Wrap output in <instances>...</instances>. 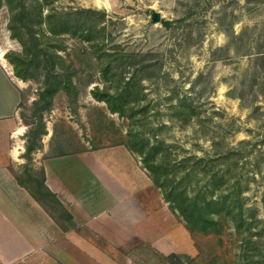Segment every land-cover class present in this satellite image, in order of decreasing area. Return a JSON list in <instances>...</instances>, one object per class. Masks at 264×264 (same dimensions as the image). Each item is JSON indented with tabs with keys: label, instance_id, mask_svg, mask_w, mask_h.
Returning <instances> with one entry per match:
<instances>
[{
	"label": "rangeland",
	"instance_id": "374dc122",
	"mask_svg": "<svg viewBox=\"0 0 264 264\" xmlns=\"http://www.w3.org/2000/svg\"><path fill=\"white\" fill-rule=\"evenodd\" d=\"M25 1L30 8L40 5L44 17L52 10L68 12L79 8L106 15L99 24L105 31L98 47L91 48L71 36L61 39L66 50L61 55L77 71V96L59 93L52 110L44 115L47 134L42 139L47 140L49 133L52 136L46 153L42 148L34 153L33 173L41 177L39 162L46 156L78 155L114 147L129 149V120L111 114L107 105L91 94L96 86L109 85L100 74L101 65L108 61L106 55L114 50L126 52L131 55L132 65L146 67L141 73L146 77L141 106L148 109L147 120L145 126L137 124L136 129H144L150 143H162L169 169L175 171V184L180 183L190 197L205 186L199 159L205 160L203 166L208 164L218 170L220 155L232 149L241 151L237 163L229 162V177L232 181L240 177L242 181L246 219L260 221H253L244 235L251 234L257 242L253 246L256 253H264V0ZM153 12L161 14L159 23L152 21ZM10 18V9L4 5L0 9V64L15 78L5 54L22 53L23 47L11 36ZM165 21L170 26H165ZM135 68L127 66L125 78L131 77ZM23 85L19 115L24 124L32 122V103L41 85L35 81ZM181 104L194 111L189 122L179 120L188 113L187 109H179ZM25 127L27 142L31 128ZM183 161L185 166L179 165ZM22 162L27 161L22 158ZM24 164L14 165L12 173L22 175ZM157 192L162 196L160 190ZM39 206L45 213L47 233L57 235V240L15 262L5 260L0 250V264H245L241 253L243 233L235 231L230 222H224L220 234L191 232L170 208L171 238L156 236V245L120 248L102 245L92 238L87 240L91 244L88 246L65 236L76 225L70 227L63 204L50 200L44 207ZM253 247L250 253H255ZM85 250L96 260L85 258ZM100 251L105 252L101 262ZM250 258V264H264L258 263V257Z\"/></svg>",
	"mask_w": 264,
	"mask_h": 264
},
{
	"label": "trees",
	"instance_id": "16d2710c",
	"mask_svg": "<svg viewBox=\"0 0 264 264\" xmlns=\"http://www.w3.org/2000/svg\"><path fill=\"white\" fill-rule=\"evenodd\" d=\"M16 1H19L18 5ZM4 5H7L11 12L9 24L11 36L23 47L22 53L9 51L5 54V58L12 65L16 78L23 82H40L41 85L37 91V98L32 103V122L24 123L31 128L23 155L27 162L23 166L22 175L15 177L41 206L44 207L50 200L62 206L57 196L46 186L44 170L41 171V177H37L33 173L31 163L34 153L43 146L42 138L47 134L44 115L52 110L55 97L59 93H65L69 97L77 96V86L74 81L77 71L73 66L67 65L61 55V52L66 51L60 43L61 39L71 36L91 45V48L98 47L102 40L100 37L105 31L99 28V24L106 15L101 11L79 8L68 12L52 10L44 17L40 5L37 8H30L25 0H0V9ZM164 25L170 26V22L165 21ZM106 56L108 61L101 65L100 74L109 85L103 88L96 86L91 94L96 101L105 103L111 114L129 120L128 147L141 158L143 167L151 176L154 185L161 191L164 201L181 216L191 232L220 234L224 222H230L235 231L243 233L241 253L245 264H250V257H258V263L264 262V253L259 250L256 253V248L253 247L257 242L253 241L251 234L244 235L251 229V224L256 219L254 217L246 219L247 210L242 199V181L240 177L235 181L229 177L232 176L230 173L232 164L229 162L233 160L237 163L236 158L241 151L232 149L220 155L218 161L221 163L218 170L214 167L209 168L208 164L203 166L205 160L199 159V171L203 170L205 186L190 197L186 189L179 185L180 183L175 184L173 180L175 171L169 169L170 166L161 147L162 143H150L149 139L144 137V129H136L137 124L141 127L145 126L147 120L148 109L141 106L144 100L142 82L146 78L141 73L146 67H141L140 63L132 65L131 55L126 52L114 50ZM102 59L103 55L100 53L98 60ZM127 66H137L129 78L124 76ZM179 109L182 112L188 110V113H183L179 120L189 122L194 112L192 107L181 104ZM33 124L36 126L34 129H32ZM244 143L241 142V145ZM185 162H180L179 165H184ZM192 172L197 171L193 168ZM64 212L70 227L74 228L73 216L68 211L64 210ZM251 246L256 254L250 253Z\"/></svg>",
	"mask_w": 264,
	"mask_h": 264
},
{
	"label": "crops",
	"instance_id": "0c3cea01",
	"mask_svg": "<svg viewBox=\"0 0 264 264\" xmlns=\"http://www.w3.org/2000/svg\"><path fill=\"white\" fill-rule=\"evenodd\" d=\"M23 84L0 64V250L12 262L57 240V235L47 233L44 210L11 170L24 164L26 127L19 115ZM50 136L42 142L44 153ZM39 164L46 186L73 216L76 228L65 233L67 238L88 246V239L97 238L102 245L120 248L153 246L156 236L171 238L172 211L141 159L129 149L46 156ZM86 251L85 258L96 260ZM104 253L100 251V262Z\"/></svg>",
	"mask_w": 264,
	"mask_h": 264
},
{
	"label": "water",
	"instance_id": "95a60500",
	"mask_svg": "<svg viewBox=\"0 0 264 264\" xmlns=\"http://www.w3.org/2000/svg\"><path fill=\"white\" fill-rule=\"evenodd\" d=\"M151 19L154 23H159L162 20L161 14L158 12H153L151 15Z\"/></svg>",
	"mask_w": 264,
	"mask_h": 264
}]
</instances>
